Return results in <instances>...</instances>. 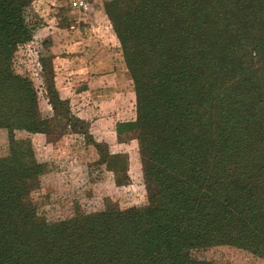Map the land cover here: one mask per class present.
I'll use <instances>...</instances> for the list:
<instances>
[{"label": "trees", "instance_id": "1", "mask_svg": "<svg viewBox=\"0 0 264 264\" xmlns=\"http://www.w3.org/2000/svg\"><path fill=\"white\" fill-rule=\"evenodd\" d=\"M31 1L0 0V33L11 35L9 48L29 40L22 15ZM112 4L106 12L121 45L123 30L130 33L122 49L137 105L136 120L116 124L115 132L118 142H138L148 207L129 216L113 206L85 217L77 209L69 221L39 220L22 197L38 187L44 165L30 142L11 144L0 157V264H198L191 250L209 244L264 254V0ZM137 30L149 46L132 53ZM133 57L143 60L133 64ZM0 79L1 90L6 78ZM22 91L6 127L14 130L9 121L19 113L23 123L29 117L23 130L49 135L53 123L36 120ZM145 94L159 102L149 113ZM50 101L54 118L65 121L58 125L75 135L69 109L59 113ZM86 143L100 158L107 154ZM106 160L115 186L128 185L123 158Z\"/></svg>", "mask_w": 264, "mask_h": 264}, {"label": "rangeland", "instance_id": "2", "mask_svg": "<svg viewBox=\"0 0 264 264\" xmlns=\"http://www.w3.org/2000/svg\"><path fill=\"white\" fill-rule=\"evenodd\" d=\"M110 2L114 4V0H91L87 13H79L70 9L65 0H32L23 9L22 15L26 30H31L29 40L9 48L6 44L11 35L0 33V77L6 78L0 90V97L3 93V98H0V157L5 159L8 156L9 145L18 147L30 142L34 159L44 165V172L38 187L28 191L22 198L26 207L32 209L39 220L69 221L75 217L77 209L78 214L85 217L105 211L107 213V208L113 206H117L123 216H129L134 214L130 211L133 208L148 207L150 186H145L146 174L143 172L138 142L129 138L124 146H117L118 138L112 133L115 124L133 123L136 120L137 105L134 84L122 49L130 39V33L123 30L122 34L126 36L121 45L110 16L112 12L110 10L109 15L106 12ZM141 31L137 30L132 35L137 41L132 53L134 49L149 46ZM88 50L91 52L86 53ZM85 55L92 60L89 62L98 64L92 76L111 71L102 66L104 59L115 61L116 66L112 68L115 73L113 77L116 78L114 83L97 86L96 90L84 95L86 100L78 95L73 101L62 100L56 89L55 78L62 75L60 70L66 64L54 67V62L58 65V62L69 59L72 61L68 63L75 67L74 71L80 70L78 62L79 66L84 65L82 57ZM142 60L138 57L137 60L134 57L131 59L133 64ZM7 68L8 71H4ZM21 80L25 82L21 83ZM24 87L31 97V105L37 111L36 120L40 123H65L62 117L54 118L51 99L58 103L56 109L59 113L69 109V118L71 122L74 121L72 123L76 131L74 149L69 151L65 148L71 138H68V142L60 141V144L49 143L44 138L37 141L38 138L21 128L29 117L26 116L23 123L19 113L9 121L10 128L14 130H8L5 119L9 120L7 115L12 114L15 111L13 109L18 111V105H22L18 103V98L23 95ZM150 90L153 91V88ZM154 97L150 98L147 94L142 97V102L148 103L144 105L146 113L158 107L157 94ZM24 103L27 107V100ZM159 112L163 113V108H159ZM82 123L87 125L85 130L81 127ZM86 140L100 146L101 152L106 149L107 154L100 158L96 149ZM116 156L125 161L129 183L124 188L115 186L112 173L104 166L108 157ZM209 245L191 250V258L198 264H264L263 249L255 254L253 250L234 245Z\"/></svg>", "mask_w": 264, "mask_h": 264}, {"label": "crops", "instance_id": "3", "mask_svg": "<svg viewBox=\"0 0 264 264\" xmlns=\"http://www.w3.org/2000/svg\"><path fill=\"white\" fill-rule=\"evenodd\" d=\"M89 51L90 50H88L86 53H89ZM82 58H83V60H85V64L84 65L82 64L79 66V63H80V61H79L78 67H80V70H75V71H74L75 67H72L68 63V61H72V60L64 59L61 62H58V65L54 62V67L65 66V64H66V67L64 69L60 70V72H62V75L57 76L55 78L56 89L58 90L60 98L62 100H72L73 101L75 99L76 95H78L80 97L83 96V98L85 99L84 95H86L87 93L90 94L93 90H96L97 86H103L104 87L105 84L110 85V84L114 83V80L116 79L115 77H113V76H115V73H113V71H112V68H114L116 66L115 61H111L108 58L104 59L102 62L103 63L102 66L106 67V68H110L111 71L108 72L107 74H104L101 76H99L97 74L95 76H92L91 74L95 70V67L98 64H95L94 62L93 63L89 62V61H92L89 59V56L85 55ZM97 93L95 92V94H97ZM50 110H51V108H50ZM90 110L92 111V109H90ZM49 126H50V131H51L49 135H47V134H29V135H33V136H35V138H38V139H36L37 141H42L45 139L49 143H50V141H52L53 144H58L62 140L63 141L67 140V142H68V138H71V139H69V145L67 143L65 148L67 150L69 149V151H70V149H74V142H73L74 133L70 127L65 126L62 128V126L58 125V124H56V125L50 124ZM56 132H59V134L57 135V138H55V135H54V134H56ZM112 133L114 134L115 138L118 137L116 132H115V126L112 129ZM42 138H44V139H42ZM116 144H117V146H124L125 145V143L118 142V141L116 142ZM88 146H90V145H88ZM55 158H56V156H55Z\"/></svg>", "mask_w": 264, "mask_h": 264}, {"label": "built area", "instance_id": "4", "mask_svg": "<svg viewBox=\"0 0 264 264\" xmlns=\"http://www.w3.org/2000/svg\"><path fill=\"white\" fill-rule=\"evenodd\" d=\"M68 7L79 13H87L91 0H65Z\"/></svg>", "mask_w": 264, "mask_h": 264}]
</instances>
